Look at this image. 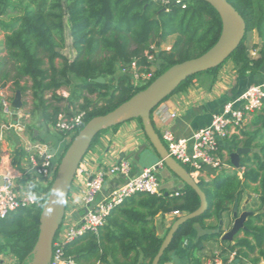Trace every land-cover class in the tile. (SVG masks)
Wrapping results in <instances>:
<instances>
[{"label":"trees","instance_id":"16d2710c","mask_svg":"<svg viewBox=\"0 0 264 264\" xmlns=\"http://www.w3.org/2000/svg\"><path fill=\"white\" fill-rule=\"evenodd\" d=\"M185 1L186 7L182 9L176 5H162L158 0H0V32L4 33L5 53L0 58V84L11 83L20 94L28 89L32 98L31 114L38 112L48 127L54 124L59 108L48 104L45 95L51 93L52 100L58 101L55 93L73 84L70 100H81L76 110L83 116L72 140L90 119L114 110L147 88L169 67L201 56L216 43L221 32L218 14L205 2ZM226 1L245 23L244 37L226 61L233 63L239 75L256 74L264 64V0ZM66 24L75 53L72 61L55 51H62L65 47ZM252 32L259 40L252 46L255 57L250 56L244 45L246 36ZM168 38H174L170 49L153 53L154 59L149 62L145 53L151 52L150 46L159 48ZM57 60H60L59 64H56ZM132 62L141 67L143 73L154 67L151 79L132 85L127 70ZM217 71L218 68L206 73L215 77ZM201 74L186 79L174 93L185 89ZM97 79H102L103 83L95 82ZM26 81L30 86L21 87ZM94 95L96 100H90L89 97ZM260 112L253 121V131L244 132L240 141L231 140L230 153L236 148L251 150L240 157L241 179L235 171L222 170L208 183L198 181L207 200V209L203 215L177 229L160 263L165 262L168 253L175 251L181 240L190 235L193 224H202L205 219L222 213L231 214L234 204H240L245 191L256 195L260 205L264 206V109ZM137 122L142 130L140 120ZM60 135L61 140L68 136ZM66 147L57 157L58 163ZM227 164L230 165L229 159ZM50 185L44 189L38 206L18 210L0 220V236L8 241L0 246V250L7 248L19 264L26 263L35 245L42 202L46 200ZM177 193V196L165 191L161 195L137 193L110 212L107 225L115 228L118 234L115 236L112 231L109 239L126 241L121 249L123 257L135 252L136 256L142 254L150 263L163 239L157 235L154 218L174 211L188 214L199 207V198L189 187ZM256 218L258 220L260 216ZM245 228L243 235L238 237L240 231L222 254L234 253L236 260L259 264L264 260V220L259 226L249 219ZM222 234L221 228H217L216 232L202 236L199 242L218 241ZM91 236L96 240L95 235ZM73 241L63 247L65 260H69L66 249ZM189 256L190 264H203L194 251Z\"/></svg>","mask_w":264,"mask_h":264},{"label":"crops","instance_id":"0c3cea01","mask_svg":"<svg viewBox=\"0 0 264 264\" xmlns=\"http://www.w3.org/2000/svg\"><path fill=\"white\" fill-rule=\"evenodd\" d=\"M4 33L0 32V58L4 57L3 51ZM259 42L255 32L251 33V46L249 54L253 52L252 46ZM246 46V45H245ZM56 64H59L58 61ZM264 84V64L258 70L256 74L246 73L239 75L236 72L234 65L231 61L226 63L221 69L218 70L215 77L208 73H203L195 77L191 83L183 90L178 91L169 96L152 112V122L156 131H160L161 128L168 126L175 138H184L189 140V148L191 146L192 135L200 128L207 127L210 124L211 116L221 111L222 106L236 99L243 91L252 85ZM29 87L30 82L26 81L21 83L23 86ZM15 90L11 83L5 85L0 84V94L4 93L9 98L11 104L14 99ZM72 91L67 87L58 90L55 94L58 97V101L52 100L51 93L45 95V99L52 107L59 108L60 112L74 114L77 113L76 109L81 100H70ZM21 95L22 107L20 109H13L12 115L6 116L0 105V125L2 124H22L24 132L19 133L16 129H9L3 137L0 145L1 150V167L0 174L11 173L16 179L17 189L21 192L37 191L44 194V189L48 186L46 180L38 177H26L18 178L19 173L29 165L28 156L24 152V146L28 142L32 143H46L48 146H52L55 149L54 156L57 158L64 149L67 139H58L56 137H49V127L46 126L38 112L31 114L32 98L30 91L26 89ZM96 96H90L89 98ZM76 98V97H75ZM264 109V106H263ZM76 111V112H75ZM261 111V110H260ZM246 115L243 125L236 130L230 131L228 139L223 141L220 145L221 157L224 162V167L220 170H226L229 172H237L238 177L241 179L242 172L233 168L230 164H227L229 159V150L232 149L231 140H242L244 132H251L255 129L253 121L255 116L260 115L261 112ZM176 112L175 119H169V114ZM143 146L148 147L147 141L138 123L130 121L128 124H122L115 130H108L99 135L92 148L86 153L83 158L81 170L83 171L72 183V191L67 198V208L72 207L73 199L83 189V180H85L92 172H94L100 166H110L114 164L120 158H126L129 160L131 170L133 173H138L144 168L155 166L159 163L151 153L147 151H140L139 160L136 161L134 155ZM190 151V150H189ZM151 165H147L148 163ZM241 169V168H240ZM218 171V172H220ZM216 172V175L217 173ZM159 179L165 182V185H161V189L167 193H175V182L170 179L169 172L162 165L157 168ZM215 175V176H216ZM213 175L203 172L195 179L197 182L203 180L208 183L214 179ZM118 184L116 178L110 177L107 179L104 190H109ZM180 188V185H178ZM180 191V190H177ZM248 195L250 196L248 198ZM245 209L249 212H258L252 219L255 225L261 226L264 220V206L260 205V202L256 195L250 194L248 191L244 192L243 199L240 202L238 213L240 208L245 205ZM80 208L69 209V213L65 214L69 217L71 222H77L82 214ZM175 212V211H174ZM170 212L164 215H158L154 218V224L157 228V235L161 238H165L169 229L173 223L180 217L184 216V213ZM116 215V214H114ZM217 217H211L205 219L202 224H193L192 231L189 236L183 238L179 243L178 248L175 251L168 253L167 260L160 264H190L189 254L194 251L196 256L200 257L203 264H250L247 261H239L232 257V254H222L228 245L227 241H201L199 239L208 234H212L217 231V228H221L223 233L227 232L231 225L232 219L230 213H222ZM257 215L260 219L257 220ZM246 221V222H247ZM114 231L116 236L118 233L113 227H108L107 221L98 230L96 234H86L78 240L70 243L66 249L67 258L74 261H78L79 264H151L148 260H144L142 254L135 255L132 252L128 257H123L121 252L122 247H125L126 241L117 242L110 240L111 232ZM96 236V240L92 239ZM243 235V231L240 232L238 237ZM3 239V243L0 246L5 245L8 241ZM162 239V241H163ZM92 244L95 246L92 249ZM124 244V245H123ZM138 250V249H137ZM0 256L13 259L16 264H19L9 252L7 248L0 250ZM254 256V255H253ZM253 256H250L251 258ZM256 256V255H255ZM135 259V261H134ZM224 260H226L224 263ZM259 264H264V260H261Z\"/></svg>","mask_w":264,"mask_h":264},{"label":"built area","instance_id":"2783aa9c","mask_svg":"<svg viewBox=\"0 0 264 264\" xmlns=\"http://www.w3.org/2000/svg\"><path fill=\"white\" fill-rule=\"evenodd\" d=\"M162 5H176L182 9L186 7L185 0H158ZM167 10V9H165ZM151 52H146L145 56L149 62L154 59L156 47L150 46ZM256 52H251L250 56L255 57ZM132 78V85L145 83L152 77V71L141 72L135 62H132L127 69ZM127 70L123 71L126 72ZM0 105L6 116L12 115V106L9 98L4 93L0 94ZM264 106V84L252 85L243 91L236 99L229 101L222 106L220 112L211 116L210 124L207 127L198 129L189 140L175 138L168 126L160 129V141L165 144L168 156L182 167H186L189 175L196 179L204 172L205 167H209L215 172L224 167L221 157L220 145L229 138L230 131L239 129L244 122L246 115L260 111ZM82 112L74 114L60 112L52 125V130L56 133L68 135L66 145L70 143L71 136L82 124ZM176 112L169 114V119H175ZM9 129H16L23 133L22 124L13 125L11 123L0 125V145L4 135ZM29 165L26 166L18 178L38 177L46 180L48 185L52 183L58 165L57 158L49 154V146L46 143L28 142L24 146ZM190 150V151H189ZM83 161V159H82ZM81 161V163H82ZM77 170L74 180L81 175V164ZM163 164L144 168L138 173H133L128 159L120 158L110 166H100L83 180V189L79 198L73 199L72 207L80 208L83 212L77 222H71L65 214L63 221L57 231L52 244V258L50 264H73L63 257V247L65 244L84 236L85 234H96L106 221L110 212L126 199L137 193H148L161 195L162 189L157 174V168ZM1 167V150H0ZM239 174L242 169L238 170ZM113 177L118 180V184L109 190H104V185L108 178ZM16 179L11 173L0 174V220L5 219L9 214L21 209H28L39 205L43 194L40 191L21 192L17 189ZM73 180V181H74ZM73 183V182H72ZM177 196L178 193L175 192ZM67 212V211H66ZM177 213V212H174ZM234 253L232 254V257ZM0 264H16L13 259L0 256ZM216 264V262H214Z\"/></svg>","mask_w":264,"mask_h":264},{"label":"water","instance_id":"95a60500","mask_svg":"<svg viewBox=\"0 0 264 264\" xmlns=\"http://www.w3.org/2000/svg\"><path fill=\"white\" fill-rule=\"evenodd\" d=\"M196 1L209 4L220 18L221 32L216 43L201 56L169 67L152 81L147 88L136 93L114 110L105 115L90 119L75 135L67 145L56 167L55 176L39 215L38 236L25 264L51 263L52 244L63 221L69 191L82 159L89 151L92 141L99 133L129 121L140 120L142 131L148 144L147 148L143 146L134 155L135 160H139L140 151L142 150L151 153L164 165V168L171 175L170 179L173 178L176 184L174 192L189 187L199 198V207L195 211L185 214L173 223L156 255L152 259L151 264L160 263V259L169 247L174 234L182 224L197 219L206 211L207 200L205 194L199 188L198 182L189 175L184 167L168 156L151 122V113L153 110L171 96L186 79L218 68L239 47L244 37L245 23L238 12L226 0ZM153 19H156V16H153ZM64 38V49L62 51L56 49L55 51L61 52L64 57L72 61L75 53L71 46V38L67 24L64 29ZM95 82L103 83V80L97 79ZM11 106L13 109H20L22 107L19 91H16ZM250 151V149L236 148L231 152L229 154V160L233 168L240 170V157ZM54 153L55 149L49 146V154L54 155ZM204 172L213 176L216 175V172L209 167H205ZM1 184L2 181L0 180ZM178 185H180V188ZM246 204L247 202L240 208V213H238V204H234L233 212L231 213L232 225L227 232L222 234L220 241H227L232 244L234 237L240 231L246 230L245 223L247 219L254 217L258 213L246 211Z\"/></svg>","mask_w":264,"mask_h":264},{"label":"rangeland","instance_id":"374dc122","mask_svg":"<svg viewBox=\"0 0 264 264\" xmlns=\"http://www.w3.org/2000/svg\"><path fill=\"white\" fill-rule=\"evenodd\" d=\"M173 40H174V38H168V40L166 41V42H164V43H162L161 45H160V47L159 48H157L156 47V51H159V50H169L170 49V46H171V44H172V42H173ZM244 45H246V47L247 48H250V46H251V33L250 34H248L247 36H246V39H245V42H244ZM58 61V60H57ZM229 61H225L222 65H220L219 67H218V70L219 69H221L224 65H226V63H228ZM58 63H60V60L58 61ZM151 71L153 72L154 71V67H151ZM218 72V71H217ZM217 74V73H216ZM212 75V74H211ZM73 83H77V82H74L73 81ZM68 89H70L71 91L73 90V84L70 86V88H68ZM90 100H92V101H95L94 100V97H91L90 98ZM74 110H76V109H74ZM76 112V111H75ZM255 113H257V112H255ZM134 122H136V123H138L137 122V120H133ZM128 123H130V121L129 122H127L126 124H128ZM125 124V123H124ZM108 130H105V131H103V133L104 132H107ZM157 132V134L158 135H160V133L158 132V131H156ZM101 134H102V132H101ZM74 134H70V136L72 137ZM48 136L49 137H56V138H58V139H61V135L59 134V133H56L55 131H53L52 130V128L51 127H49V133H48ZM66 144V143H65ZM164 146H165V144L164 143H162ZM65 147V146H64ZM91 149V148H90ZM89 149V150H90ZM63 151V150H62ZM152 163H148L147 165H151ZM184 169H187L186 167H184ZM158 174V173H157ZM160 180V184L161 185H165V182L162 180V179H159ZM72 187V186H71ZM72 189V188H71ZM70 189V190H71ZM37 191H39V190H37ZM72 191V190H71ZM81 193V192H80ZM80 193H79V195H80ZM69 195H70V192H69ZM75 196H76V198L78 199L79 198V196L78 195H76L75 194ZM45 201H43L42 203H44ZM68 212V208H67V205H66V209H65V212ZM1 243H3V239L0 237V244ZM3 250V249H2Z\"/></svg>","mask_w":264,"mask_h":264}]
</instances>
